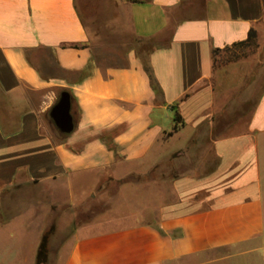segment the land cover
Here are the masks:
<instances>
[{
	"label": "crops",
	"instance_id": "obj_1",
	"mask_svg": "<svg viewBox=\"0 0 264 264\" xmlns=\"http://www.w3.org/2000/svg\"><path fill=\"white\" fill-rule=\"evenodd\" d=\"M91 5L104 29L136 41L119 62L91 45L76 0H0V226L59 205L73 215L100 181L193 167L212 151L213 167L171 172L169 203L159 189L142 211L67 220L52 264H230L264 251V0ZM250 29L252 57L215 68L213 50L241 48ZM63 91L67 136L49 116Z\"/></svg>",
	"mask_w": 264,
	"mask_h": 264
},
{
	"label": "rangeland",
	"instance_id": "obj_2",
	"mask_svg": "<svg viewBox=\"0 0 264 264\" xmlns=\"http://www.w3.org/2000/svg\"><path fill=\"white\" fill-rule=\"evenodd\" d=\"M94 0H76L77 10L85 25L89 35L91 45L95 50L113 51L111 58L114 61L120 60L126 50L136 44L129 35L120 36L110 30L107 31L93 17L92 2ZM96 6L98 12L102 10L103 5ZM255 48H233L230 50H221L213 54V64L215 68H219L227 63L239 62L241 59H250ZM145 55L141 57L144 61ZM175 113H173L174 116ZM205 138V136H203ZM221 137L220 135H211V139ZM187 162V161H186ZM194 166H188L183 162L182 165L176 167L162 166L157 172L142 177H130L120 182L109 183L100 181L94 193L96 197L92 200L84 199L73 209V215L69 214V208L64 205H59L50 209H43L42 213L33 217L27 211H24L17 219L9 221L7 224L0 226V264H35L37 248L35 242L41 240L42 236L49 231L51 233L47 242V263L52 264L53 253L56 250V244L60 242L71 231L64 230L65 222L73 217L74 228L92 224L94 222H102L104 220L113 219L115 216H122V211L139 210V203L153 206L155 197H157L160 189L162 193L163 203H169L173 200L171 196L169 178L172 171L177 174H182L190 170H196L198 164H204L205 167L211 168L216 161L212 151L209 152L208 160L196 158L192 161ZM188 163V162H187ZM92 178V176L90 177ZM124 184V185H123ZM124 186V187H123ZM126 186V187H125ZM44 198L42 193L34 192L32 199ZM44 200V199H43ZM23 201H26L24 199ZM49 201V200H48ZM8 202V200H7ZM6 206V205H5ZM138 206V207H137ZM128 208V209H127ZM117 212H120L117 214ZM147 217V215H144ZM3 215H0V220ZM43 221V223H42ZM131 222V217H124L122 221H118L117 225H125ZM43 224V230H40ZM38 247V246H37ZM34 253L33 260L31 254ZM264 251H260L251 259L243 261H234L230 264H264Z\"/></svg>",
	"mask_w": 264,
	"mask_h": 264
},
{
	"label": "water",
	"instance_id": "obj_3",
	"mask_svg": "<svg viewBox=\"0 0 264 264\" xmlns=\"http://www.w3.org/2000/svg\"><path fill=\"white\" fill-rule=\"evenodd\" d=\"M70 110V95L67 91H63L56 104L51 108L49 116L57 130L64 136L71 134L74 128Z\"/></svg>",
	"mask_w": 264,
	"mask_h": 264
},
{
	"label": "trees",
	"instance_id": "obj_4",
	"mask_svg": "<svg viewBox=\"0 0 264 264\" xmlns=\"http://www.w3.org/2000/svg\"><path fill=\"white\" fill-rule=\"evenodd\" d=\"M257 46L256 44V33L253 29L249 30L247 39L243 42H239L237 44H233V47H241V48H255ZM68 47L71 48H76V45H70ZM219 50H213V54L218 52ZM151 79V85L153 87L154 90H156V85L154 83V81ZM174 116H173V121H174V127H173V131L177 130V124L179 123L180 117L178 116V114L176 112H174ZM170 135V133L168 134ZM52 231V230H51ZM51 231H49L48 233L44 234L40 240V243L37 247V251H36V257H35V264H46L47 263V242H48V237L49 234L51 233Z\"/></svg>",
	"mask_w": 264,
	"mask_h": 264
}]
</instances>
